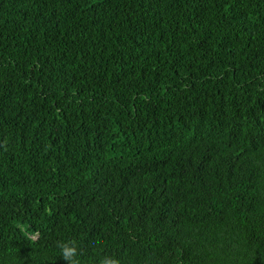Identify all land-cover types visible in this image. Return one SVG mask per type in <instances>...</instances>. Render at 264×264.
Returning a JSON list of instances; mask_svg holds the SVG:
<instances>
[{"label":"trees","instance_id":"1","mask_svg":"<svg viewBox=\"0 0 264 264\" xmlns=\"http://www.w3.org/2000/svg\"><path fill=\"white\" fill-rule=\"evenodd\" d=\"M264 264V0H0V264Z\"/></svg>","mask_w":264,"mask_h":264},{"label":"clouds","instance_id":"2","mask_svg":"<svg viewBox=\"0 0 264 264\" xmlns=\"http://www.w3.org/2000/svg\"><path fill=\"white\" fill-rule=\"evenodd\" d=\"M60 257L66 264H80L78 245L73 240L56 241ZM99 264H120V260L113 256H105L99 260Z\"/></svg>","mask_w":264,"mask_h":264}]
</instances>
